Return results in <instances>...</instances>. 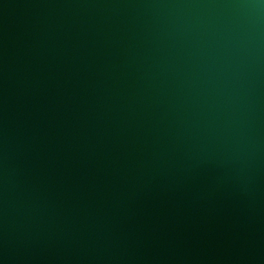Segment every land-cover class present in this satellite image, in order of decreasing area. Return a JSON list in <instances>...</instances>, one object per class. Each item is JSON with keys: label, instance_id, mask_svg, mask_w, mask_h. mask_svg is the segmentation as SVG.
Listing matches in <instances>:
<instances>
[{"label": "water", "instance_id": "1", "mask_svg": "<svg viewBox=\"0 0 264 264\" xmlns=\"http://www.w3.org/2000/svg\"><path fill=\"white\" fill-rule=\"evenodd\" d=\"M0 264H264V0H0Z\"/></svg>", "mask_w": 264, "mask_h": 264}]
</instances>
